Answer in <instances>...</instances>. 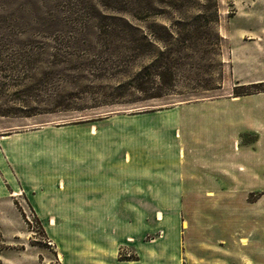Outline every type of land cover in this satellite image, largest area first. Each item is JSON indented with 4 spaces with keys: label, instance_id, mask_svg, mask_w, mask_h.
Wrapping results in <instances>:
<instances>
[{
    "label": "rangeland",
    "instance_id": "374dc122",
    "mask_svg": "<svg viewBox=\"0 0 264 264\" xmlns=\"http://www.w3.org/2000/svg\"><path fill=\"white\" fill-rule=\"evenodd\" d=\"M0 264H264V0H0Z\"/></svg>",
    "mask_w": 264,
    "mask_h": 264
},
{
    "label": "trees",
    "instance_id": "16d2710c",
    "mask_svg": "<svg viewBox=\"0 0 264 264\" xmlns=\"http://www.w3.org/2000/svg\"><path fill=\"white\" fill-rule=\"evenodd\" d=\"M163 75V74H162ZM137 89L139 91H142V92H147V95H148V99L149 98H155V97H160L161 96V93H152L151 91V88H144V86H137ZM159 89V88H158Z\"/></svg>",
    "mask_w": 264,
    "mask_h": 264
},
{
    "label": "crops",
    "instance_id": "0c3cea01",
    "mask_svg": "<svg viewBox=\"0 0 264 264\" xmlns=\"http://www.w3.org/2000/svg\"><path fill=\"white\" fill-rule=\"evenodd\" d=\"M163 232V231H162Z\"/></svg>",
    "mask_w": 264,
    "mask_h": 264
}]
</instances>
